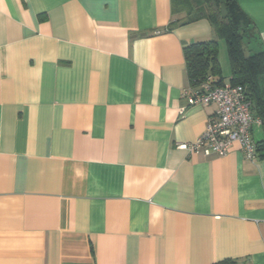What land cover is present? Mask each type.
Wrapping results in <instances>:
<instances>
[{
    "label": "crops",
    "instance_id": "0c3cea01",
    "mask_svg": "<svg viewBox=\"0 0 264 264\" xmlns=\"http://www.w3.org/2000/svg\"><path fill=\"white\" fill-rule=\"evenodd\" d=\"M237 2L264 45V0ZM216 17L215 0H0V264H264V144L178 148L217 110L189 102L184 51Z\"/></svg>",
    "mask_w": 264,
    "mask_h": 264
},
{
    "label": "trees",
    "instance_id": "16d2710c",
    "mask_svg": "<svg viewBox=\"0 0 264 264\" xmlns=\"http://www.w3.org/2000/svg\"><path fill=\"white\" fill-rule=\"evenodd\" d=\"M215 2L217 17L214 23L219 37L191 43L184 49L191 86L198 87L207 81L219 86L225 83L243 85L253 114L264 124V45L237 0H226V18L221 14L219 0ZM219 39L227 45L231 67L228 78L223 76L219 61ZM263 144L257 143L258 148H263Z\"/></svg>",
    "mask_w": 264,
    "mask_h": 264
},
{
    "label": "built area",
    "instance_id": "2783aa9c",
    "mask_svg": "<svg viewBox=\"0 0 264 264\" xmlns=\"http://www.w3.org/2000/svg\"><path fill=\"white\" fill-rule=\"evenodd\" d=\"M187 96L191 104H215L216 113L208 119L205 130L192 142H180L178 148L189 153L224 155L237 143L246 158L256 156L258 146L252 131L262 124L252 112L251 102L241 84L214 85L207 81L190 86Z\"/></svg>",
    "mask_w": 264,
    "mask_h": 264
},
{
    "label": "rangeland",
    "instance_id": "374dc122",
    "mask_svg": "<svg viewBox=\"0 0 264 264\" xmlns=\"http://www.w3.org/2000/svg\"><path fill=\"white\" fill-rule=\"evenodd\" d=\"M219 61L222 68V74L228 78L230 74V60L228 56L227 45L224 40L219 39Z\"/></svg>",
    "mask_w": 264,
    "mask_h": 264
},
{
    "label": "water",
    "instance_id": "95a60500",
    "mask_svg": "<svg viewBox=\"0 0 264 264\" xmlns=\"http://www.w3.org/2000/svg\"><path fill=\"white\" fill-rule=\"evenodd\" d=\"M219 2L221 3V7H220L221 14L224 18H226L228 15L226 0H219Z\"/></svg>",
    "mask_w": 264,
    "mask_h": 264
}]
</instances>
